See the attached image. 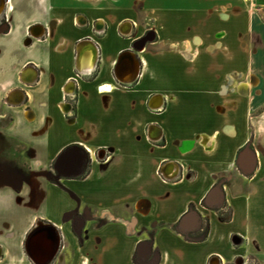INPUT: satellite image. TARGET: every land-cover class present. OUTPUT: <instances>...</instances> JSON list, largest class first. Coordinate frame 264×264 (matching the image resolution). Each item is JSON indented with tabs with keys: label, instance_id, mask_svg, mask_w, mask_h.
Listing matches in <instances>:
<instances>
[{
	"label": "crops",
	"instance_id": "1",
	"mask_svg": "<svg viewBox=\"0 0 264 264\" xmlns=\"http://www.w3.org/2000/svg\"><path fill=\"white\" fill-rule=\"evenodd\" d=\"M0 2V135L27 145L30 165L25 181L0 172V264H147L151 250L154 264L232 262L231 237L253 231L251 203L264 195V0ZM140 11H161L159 47L149 36L144 53L133 49ZM180 21L192 33L222 26L211 38L222 53H200L198 38L197 56L169 60ZM127 51L137 65L117 73ZM71 145L110 153L60 190L46 171ZM217 184L229 223L202 206L221 200ZM192 207L209 221L202 242L186 237L200 224ZM38 222L59 241L41 228L37 263L27 236Z\"/></svg>",
	"mask_w": 264,
	"mask_h": 264
},
{
	"label": "rangeland",
	"instance_id": "2",
	"mask_svg": "<svg viewBox=\"0 0 264 264\" xmlns=\"http://www.w3.org/2000/svg\"><path fill=\"white\" fill-rule=\"evenodd\" d=\"M138 12V11H137ZM148 12V15L144 17V20L142 21L141 18L139 22H137V27H138V35L140 38L135 41L134 45L139 43L145 38H148L151 36L153 41L150 43H147V48L150 49H156L159 47L158 43L160 41L159 39V28H161V11H140L142 17L143 14ZM221 12V11H219ZM229 12V11H228ZM232 12V11H231ZM222 13V12H221ZM233 13L237 14V17H239V11H235ZM259 14L262 17V11H256V9L248 10V16H251L252 14ZM264 22V17L262 19ZM143 22V25L141 26L140 23ZM179 34L177 38L183 39V41H180L178 49L174 47V45H171L168 48V54H169V60L175 59V56H171V53L175 55H187V52H190V57L193 58V56L198 55V50H204L205 52H200L204 53L205 55H211L213 56L214 53L216 55L218 51V48L213 47L215 45V42L212 41L211 38H213L214 34H220L224 30L222 26H217V27H209L207 26L205 29H200L199 32L192 33L190 26H185L184 21H180L179 26ZM235 28V27H233ZM238 27H236V30ZM154 33V34H151ZM201 39L202 42L200 43L201 48L199 49L197 44L194 43L196 39ZM206 39V40H205ZM133 45V47H134ZM157 45V46H156ZM141 53L146 52V48L143 44L140 45ZM216 49V51L213 53L212 50ZM144 50V51H142ZM221 52V51H220ZM219 52V53H220ZM199 53V54H200ZM222 53V52H221ZM176 67V66H175ZM242 87L247 88V85H242L239 89H242ZM225 89V88H224ZM173 99V98H170ZM23 144H20L16 142L13 139L5 138L0 135V169L4 172H7L9 174L16 175L20 177L21 179H25L26 173H27V167H26V157L24 158V154L26 153V149H21L20 146ZM16 148L21 149L19 150V153L16 152ZM107 155L105 154L101 157V161L107 159ZM87 162L85 163L83 168H88L89 165H87L88 162H91V155L90 153L87 152ZM83 173V171H82ZM80 173L78 176H81ZM77 176V177H78ZM213 192L221 193L219 202H217L216 205H213L209 201V199H205L204 202L202 203V206L205 208L209 209H214V208H219L221 209L224 213H228L229 209L225 208L223 206L222 202L224 200V192H223V187L217 184ZM251 221H252V227L253 231H250L251 233L242 237V236H236L233 235L231 237V242L233 243V246L237 247L240 249L238 251V255L235 256L232 262L228 264H264V195L258 197L257 199L255 198L252 203H251ZM191 215L196 216L199 219V227L201 226V223L205 225L204 217H201L200 214H198L196 211H191ZM181 225V224H180ZM183 228V227H181ZM183 230V229H182ZM181 231V229H180ZM85 232V231H83ZM81 234V232H80ZM239 237V240H236L237 243H234V238ZM27 240V239H26ZM241 258L242 261L237 263V259ZM152 256H150L146 261H151ZM156 262V261H155ZM155 262L147 263V264H154ZM213 262H216V260L211 259L210 264Z\"/></svg>",
	"mask_w": 264,
	"mask_h": 264
},
{
	"label": "flooded vegetation",
	"instance_id": "3",
	"mask_svg": "<svg viewBox=\"0 0 264 264\" xmlns=\"http://www.w3.org/2000/svg\"><path fill=\"white\" fill-rule=\"evenodd\" d=\"M0 28L3 29L4 31L7 30V24H6L5 19H3L0 22ZM26 41H27V43L30 42L31 37L28 38ZM23 100L26 102L28 100V97H26ZM2 137H4V136H2ZM5 138H9V137H5ZM9 139H13V138H9ZM13 140H15L16 142H18L20 144H23L22 146H20L21 149H26V153L24 154L25 155L24 158L26 157L25 158L26 163H27L26 167H27V171H28V169L30 168V165H29V148L27 145L19 142L17 139H13ZM21 149H19V150H21ZM15 150L17 153H19L18 148H16ZM109 151L110 150H97V151L91 152V154H90L91 155V162L87 163V165H89V167L83 168L85 163L87 162L86 160L88 159L87 158V152L90 153L86 149V147H84L82 145H71L69 147H66L55 159H53L52 163L49 165V168L46 171V179L49 182V184L57 187L60 190H65L66 189V185H65L66 181L71 180V179H81L82 177H84L90 171L91 164L94 161H97V162L101 161V157L105 154H109L110 153ZM64 154H67L69 157H70V155H72L75 158V160H73L71 163L70 162L71 159H70V161H69V163H67V165H60L59 161ZM82 171H83V173H82ZM0 172L7 175V176H13L14 178H19L21 181L26 180V176H25V179H21L20 177L13 175V174H9L7 172H4L1 169H0ZM80 173H82L81 176H78ZM224 201L227 202V200L225 198H224L223 202ZM223 202H222V204H223ZM223 206H224V204H223ZM228 207H229V208H227V209H229L228 213H230V211L232 213V219H231V221H232L233 220V211H232L231 207L229 206V204H228ZM218 217H219V215H218ZM219 219H220V217H219ZM222 222H225V221H222ZM73 223H74L77 231H79L83 226L82 218L79 216L74 217ZM227 223H229V222H227ZM43 227H47V229L51 228L50 224H48L46 222H38L34 226V228L31 230V232L29 233V235L27 237L29 238L31 233H33L37 229H40ZM55 237L57 238V241H59V234L55 235ZM236 240H239V237L234 238V243H237ZM50 241H52V240H50ZM150 254H152L151 255L152 260L150 262L142 261V263L143 262L144 263H151V262H155L159 259L157 253H155V252L152 253V250H151ZM141 260H143V259H141ZM241 261H242L241 258L237 259V263H239ZM213 263H215V262H213Z\"/></svg>",
	"mask_w": 264,
	"mask_h": 264
},
{
	"label": "water",
	"instance_id": "4",
	"mask_svg": "<svg viewBox=\"0 0 264 264\" xmlns=\"http://www.w3.org/2000/svg\"><path fill=\"white\" fill-rule=\"evenodd\" d=\"M35 37H38V36H35ZM147 38L143 39L142 41L139 42V44H145V40ZM133 49H136L138 52L140 51L141 47L138 46V43L134 45ZM129 62V64L131 65V68L132 66H135L137 65V62L135 63L134 61V58H133V55H132V52L131 51H127V52H124L123 54H121L120 56V59H119V63H118V66H117V73L119 72L118 70L121 69L123 67V65L125 63ZM124 72L126 73V75H133V72H131V69H128V68H124ZM119 76V75H118ZM121 78H119L120 80L121 79H124L122 78V76H120ZM67 154H64L62 156V158L60 159L59 163L60 165H67V163H69L70 159L73 158L72 155H70V157L67 155ZM163 174L166 173L165 169L162 171ZM166 175V174H165ZM41 230L40 229H37L36 231H34L33 233H31L30 237L28 238V242H27V250L29 252V254L35 259V261L38 263L39 260H37L38 257L37 256V252L35 250V246L36 244H41V245H45L44 243H42L38 238L35 237V235L37 234V232ZM49 230V239L52 240L53 242L54 241H57V238L55 237L56 233H55V230L51 227L48 229ZM50 241V242H52ZM48 246H52V243L49 244Z\"/></svg>",
	"mask_w": 264,
	"mask_h": 264
},
{
	"label": "trees",
	"instance_id": "5",
	"mask_svg": "<svg viewBox=\"0 0 264 264\" xmlns=\"http://www.w3.org/2000/svg\"><path fill=\"white\" fill-rule=\"evenodd\" d=\"M223 204H224L225 208H229L226 201H224ZM191 209L193 210V207ZM214 210L217 212V214L219 215V217L222 221H225V222L231 221V219H232L231 211H230V213H224L222 210H220L217 207ZM209 226L210 225H209L208 219H205V225L201 223V226L199 227V229L197 231L190 233V234H186V237L192 241L202 242V241L206 240L208 235H209V231H210Z\"/></svg>",
	"mask_w": 264,
	"mask_h": 264
},
{
	"label": "bare ground",
	"instance_id": "6",
	"mask_svg": "<svg viewBox=\"0 0 264 264\" xmlns=\"http://www.w3.org/2000/svg\"><path fill=\"white\" fill-rule=\"evenodd\" d=\"M142 51H144V50H142ZM128 63H129V62H127L126 64L128 65ZM91 65H93V57L88 56V57L82 59V64H81V67H82V68H83L84 66H91ZM128 68H129V66H128ZM73 160H75L74 157L71 158V161H70V162L72 163ZM42 231H48V229H47L46 227H44V229H43ZM37 236H38V235H37ZM39 237H40V239H41L45 244L49 243V241L45 238V235L43 234V232L39 235Z\"/></svg>",
	"mask_w": 264,
	"mask_h": 264
}]
</instances>
